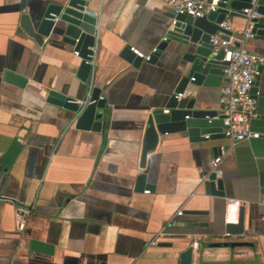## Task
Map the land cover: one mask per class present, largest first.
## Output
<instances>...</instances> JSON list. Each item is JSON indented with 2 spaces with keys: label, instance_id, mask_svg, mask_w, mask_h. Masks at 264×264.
Wrapping results in <instances>:
<instances>
[{
  "label": "crops",
  "instance_id": "1",
  "mask_svg": "<svg viewBox=\"0 0 264 264\" xmlns=\"http://www.w3.org/2000/svg\"><path fill=\"white\" fill-rule=\"evenodd\" d=\"M64 1L0 0V264H181L195 240L191 264H264V64L251 121L260 138L232 145L223 136L195 142L186 132L160 134L142 167L148 118L171 110L187 70L176 42L140 67L120 52L160 45L174 11L167 0H84L99 13L93 84L107 105L98 132L78 129L36 92L49 86L76 100L90 92L61 31L40 44L23 27L24 16L38 20L49 4ZM227 21L240 37L246 18ZM247 48L264 57V37L249 39ZM7 72L26 77L27 86L7 81ZM225 82L189 83L181 102L195 94L197 106L219 109ZM221 148L225 197L204 185ZM147 168L149 185L137 189ZM227 199L242 202L243 233L227 234ZM222 242L238 245H213Z\"/></svg>",
  "mask_w": 264,
  "mask_h": 264
},
{
  "label": "water",
  "instance_id": "2",
  "mask_svg": "<svg viewBox=\"0 0 264 264\" xmlns=\"http://www.w3.org/2000/svg\"><path fill=\"white\" fill-rule=\"evenodd\" d=\"M252 0H220L217 11L204 17H192L182 14L177 16L176 23L167 32V40L162 41L158 51L148 62L155 63L172 42H176L182 53L186 74L182 76L170 100V112L163 109L155 110L148 118L143 140L141 166L145 167L150 156L157 147L160 134L171 132H186L191 141L199 142L208 139L224 137L222 133V116L217 108L197 106V95L192 94L189 102L182 104L186 89L191 84L220 85L226 78L225 64L222 62L224 52L214 53L210 43L212 35L222 31L221 24L229 16H244L241 11L252 7ZM258 16L253 19L256 37H264V0H257L255 7ZM23 27L38 43L44 42V37L56 35V30L63 34V41L72 45L79 52L81 59L78 76L90 87L89 94L82 100L59 92L49 86L36 90L48 103L65 110L67 118L76 122V127L83 130L101 131L107 99L99 86H94V61L98 53V19L88 13L84 0H66L60 4H49L40 19L32 21L24 16ZM228 32V31H227ZM230 33V32H228ZM120 57L135 67H140L144 61L130 47L120 52ZM194 78V79H193ZM6 80L20 87H26L28 79L14 72L6 73ZM253 91H255L253 89ZM183 93L178 100L176 95ZM103 98H100V96ZM217 117V118H216ZM211 119V121H210ZM206 134H211L209 138ZM148 168L138 176L137 189L143 190L147 183ZM204 185L210 194L225 197L224 182L215 172H205ZM244 231V213L240 214L238 224H228L227 232L240 234ZM215 246H235L238 243L222 242ZM193 247H188L181 253V264H191Z\"/></svg>",
  "mask_w": 264,
  "mask_h": 264
},
{
  "label": "built area",
  "instance_id": "3",
  "mask_svg": "<svg viewBox=\"0 0 264 264\" xmlns=\"http://www.w3.org/2000/svg\"><path fill=\"white\" fill-rule=\"evenodd\" d=\"M219 1L167 0L168 5L175 14L172 26L176 23L178 15L186 14L197 18L217 11ZM251 4L252 7L244 8L241 11L246 18V26L240 37L231 32V23L226 20L221 24L226 32L220 31L212 35L210 40L215 54L224 52L222 62L225 64L224 72L227 79L221 87L220 108L218 110L222 116V133L232 145L262 136L260 132L253 130L251 127V121L258 116V92L253 91V89L261 76V66L264 64L263 56L247 48V41L255 37L253 19L258 16L255 9L257 0H252ZM88 13L93 16L99 15L98 12L90 10H88ZM165 40H167V35L163 38V41ZM158 46H155L149 53L141 52L134 47H131V49L144 61H150L153 54L158 51ZM75 53L79 55L78 51H75ZM182 97L183 93L176 95L178 100ZM100 98H103V96L101 95ZM163 111L169 113L170 109H164ZM210 135L206 134V137L209 138ZM225 153V148H221L220 153L212 160V172H215L218 178L221 176L219 166ZM241 206L242 202L240 200L227 199L225 216L227 225L239 223ZM177 214L182 215L183 211L179 210ZM172 223L175 224V221L172 220ZM162 234L164 233L162 232ZM157 244V238L147 242L148 246ZM192 245L197 248L199 242L195 240Z\"/></svg>",
  "mask_w": 264,
  "mask_h": 264
}]
</instances>
